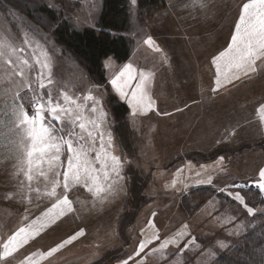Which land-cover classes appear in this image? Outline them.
Segmentation results:
<instances>
[{
    "label": "rangeland",
    "instance_id": "1",
    "mask_svg": "<svg viewBox=\"0 0 264 264\" xmlns=\"http://www.w3.org/2000/svg\"><path fill=\"white\" fill-rule=\"evenodd\" d=\"M245 2L170 0L164 5L140 8L138 0H129L130 25L126 33L132 40V54L124 62L112 56L103 60L106 80L100 81L59 42L57 30L63 25L78 31L86 27L99 29L102 0H0V40L25 49L22 55L32 65L29 82L38 86L36 74L41 68L36 64V55L44 60L46 53L53 83L43 90L45 100L51 91L54 101L68 107L61 95L66 92L81 105L79 112L86 117L82 122L89 128L90 120L103 121L100 130L105 133V148L109 155L120 158L119 177L111 167L105 176L101 163L95 164L100 170L98 184L105 191L93 194L95 185L91 191L72 185L67 194L74 211L25 246L11 264H19L31 252L55 247L81 228L84 237L47 259L37 256L38 264H122L129 257L139 259L140 264H214L245 234L255 215H250L229 192L239 191L246 197L249 190L259 189L252 181L257 170L264 168V75L212 91V58L230 43ZM149 36L161 52L145 43ZM127 64L137 73L154 74L147 86L154 105L151 111L140 108L134 114L130 89H125L128 96H122L111 84ZM43 71L47 74L48 70ZM5 79V69L0 67V243L24 226L25 216L35 219L54 202L46 195L49 188L43 177L31 182L33 188L40 189L38 195L28 190L22 174L18 178L14 175L22 157L13 147L15 137L4 138L15 118L12 94L3 86ZM89 93L92 99L87 98ZM31 95L25 88L21 100ZM117 104L128 108L119 122L113 112ZM93 106L95 113L91 111ZM24 107L30 114L34 112L28 103ZM49 123L64 128L58 134L65 139L68 129L81 133L67 117L61 124L49 115ZM81 134L87 139L86 132ZM99 147L97 136V151ZM95 155L91 153L93 158ZM220 157H224L222 163ZM209 175L213 178L211 184L199 182ZM20 182L25 185L23 199ZM113 182L123 188L124 196L127 189L128 202L114 224L116 199L107 191ZM211 189L219 197L206 196ZM153 232L160 240H153L137 258L139 242L152 238ZM179 232L185 234L179 247L160 249L165 239Z\"/></svg>",
    "mask_w": 264,
    "mask_h": 264
},
{
    "label": "snow or ice",
    "instance_id": "2",
    "mask_svg": "<svg viewBox=\"0 0 264 264\" xmlns=\"http://www.w3.org/2000/svg\"><path fill=\"white\" fill-rule=\"evenodd\" d=\"M27 44L28 41L25 40ZM150 47H154L155 51L161 52L162 49L156 45L152 37H148L145 41ZM31 47V45H29ZM24 48H17L6 40H0V67H3L6 72V79L3 86L12 94L13 115L11 127H8L4 138L15 137L12 141L16 153L22 157L19 165H17V172L14 175L18 178L21 174L28 182L26 187L29 191H35L38 195L40 189L32 187V181L43 177L49 190L46 195L53 199L50 207L42 211L35 219L24 217L26 223L19 227L15 232L10 234L3 243H0V264H11L15 256L29 246L30 242L35 241L46 230L57 225L62 217L67 216L74 211L73 202L69 199L68 192L72 185H83L91 191V186H96V192L105 191L104 188L98 184L99 169L95 167L96 162H100L102 168L105 170V176L108 175L106 171L111 167L112 172H115L117 177L120 176V158L114 155H109L105 148V133L101 131L103 121L97 119L90 120L91 128L82 122L86 119L79 112L81 105L66 92L61 93L63 100L69 105L62 106L59 101H54L51 91L47 93L45 100L43 90L50 86L53 81L51 67L49 66V58L45 53V59L41 60L39 55H36V64L40 66L41 71L36 74L38 86L34 87L29 82L28 72L32 65L29 59L24 58ZM260 62L258 65L257 62ZM212 63L215 65V87L213 92H219L222 89H227L228 86H235V82L244 78H251L257 74L264 75V0H247L242 4V10L239 13L238 22L234 26V34L231 35L230 43L219 51L217 55L212 58ZM47 69V74L43 71ZM154 74L137 73L134 71L131 64L124 65V67L111 80V84L115 85L122 96H128L129 92L125 89H130L131 100L133 104L134 114L137 109H144L151 111L153 108V101L147 91L148 82ZM19 78L17 80L16 78ZM45 81H47L45 83ZM133 82H135L133 84ZM28 89L32 95L25 100H21V91ZM88 99H92L89 93ZM28 103L34 112L30 114L25 109L24 104ZM75 105V108L72 107ZM264 108V106H262ZM92 113L97 111L93 106ZM181 111V109H177ZM165 115L170 113L165 112ZM49 115L52 120L64 123L65 118H68V123L71 125H78L85 135L77 133L68 129V138L64 135H59L65 129H57L49 123ZM106 116V114H104ZM95 132V135H94ZM234 134V133H233ZM97 136L99 137L100 147L99 151L96 149ZM111 141V136L108 137V142ZM95 152L93 158L91 153ZM63 157V158H62ZM221 163L224 157L219 158ZM46 165V169L42 166ZM62 170V171H61ZM224 172L223 167L220 168ZM62 175V180H61ZM200 176V173H196ZM200 183L211 184L213 178L211 175L207 180H201ZM255 186L264 190V168L257 170L256 177L252 181ZM175 186V182H173ZM234 187H242V185H233ZM25 185L20 182L21 198H24ZM188 185H185L187 188ZM62 191L58 192L57 189ZM107 191L116 196L123 191V188L118 186L116 182L108 185ZM224 191V189H221ZM230 196L237 201L250 215H256L260 212L264 215V209H255L249 206L245 195L237 191L235 194L229 192ZM31 202V197H28ZM155 215V214H153ZM154 226V225H153ZM86 235L83 228L73 232L67 239L61 240L55 247H50L47 251L31 252L19 260V264H38L35 259L39 256L40 260L47 259L59 252L67 245H71L74 241ZM185 234L179 232L175 237L165 239L159 245L160 249H166L170 245H177L181 242V238ZM153 240L159 241L160 237L156 232H153L152 238L143 239L138 244V249L135 253L139 258ZM187 244V241H184ZM220 247H225L221 244ZM212 253H210L211 255ZM132 264H140L139 259H133ZM129 260H124L122 264H129Z\"/></svg>",
    "mask_w": 264,
    "mask_h": 264
},
{
    "label": "trees",
    "instance_id": "3",
    "mask_svg": "<svg viewBox=\"0 0 264 264\" xmlns=\"http://www.w3.org/2000/svg\"><path fill=\"white\" fill-rule=\"evenodd\" d=\"M102 1L99 29L86 27L78 31L63 25L58 27L57 36L59 42L69 48L91 73L96 74L100 81H105L103 60L112 56L118 62L127 61L132 54V40L126 33L130 25L129 0ZM168 1L138 0V5L147 8L164 5ZM127 109L124 104L113 106L116 121L125 118ZM117 130L118 127L115 130L118 135ZM128 174L132 175L130 172ZM210 191L206 196L219 197L217 191ZM246 200L251 207L260 206L264 209V190H249ZM234 243L216 258L214 264H264V215L258 212L250 221L245 234Z\"/></svg>",
    "mask_w": 264,
    "mask_h": 264
},
{
    "label": "crops",
    "instance_id": "4",
    "mask_svg": "<svg viewBox=\"0 0 264 264\" xmlns=\"http://www.w3.org/2000/svg\"><path fill=\"white\" fill-rule=\"evenodd\" d=\"M83 186V185H82ZM126 187H127V184H126ZM72 191V190H71ZM70 191V192H71ZM95 193H97L96 192V190H94V192H93V194H95ZM119 194H121V195H118V196H113V199H116V205L117 206H115L118 210L116 211V213H117V215L115 216V220L113 221V224L115 223V221H116V219L118 218H121V213H123V208L126 206V203H127V196H126V194H127V189L125 190V196L120 192ZM123 195V196H122ZM93 196H97V194L96 195H93ZM119 196H122V197H124V199L123 198H121V197H119ZM120 207H122V210L120 211L119 209H120ZM115 208V209H116ZM119 222V221H118ZM116 224H117V222H116ZM86 229V228H85ZM81 238H79V240H80ZM71 251V250H70Z\"/></svg>",
    "mask_w": 264,
    "mask_h": 264
}]
</instances>
